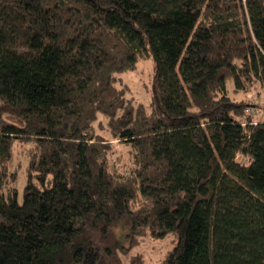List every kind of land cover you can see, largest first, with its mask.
<instances>
[{"label": "trees", "instance_id": "trees-1", "mask_svg": "<svg viewBox=\"0 0 264 264\" xmlns=\"http://www.w3.org/2000/svg\"><path fill=\"white\" fill-rule=\"evenodd\" d=\"M144 51L148 104L119 81ZM257 84L264 0H0V264H145L146 235L157 264H264Z\"/></svg>", "mask_w": 264, "mask_h": 264}, {"label": "rangeland", "instance_id": "rangeland-1", "mask_svg": "<svg viewBox=\"0 0 264 264\" xmlns=\"http://www.w3.org/2000/svg\"><path fill=\"white\" fill-rule=\"evenodd\" d=\"M119 80L122 85L127 88L128 97H133L136 102L148 104L153 95V77H154V59L147 52L139 55V61L135 69L124 72L120 75ZM231 79L228 81V87H232ZM249 95V113H251L254 120L264 119V89L260 84L255 85ZM7 120L20 122L21 120L5 115ZM10 116V117H9ZM9 118V119H8ZM105 121L98 120L95 123V130L97 132L105 133ZM31 147V143H16L14 147L13 166L18 169V193L19 201L23 200L24 188L27 182V149ZM27 152V153H26ZM119 156L118 165H122L128 160V153L124 148L117 147L112 153V158L116 160ZM173 236L164 237L161 239L153 238L150 235L140 238L138 244L132 248L127 255H124L125 261L130 256L139 255L143 258L145 264H157L174 245Z\"/></svg>", "mask_w": 264, "mask_h": 264}]
</instances>
